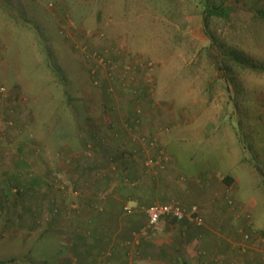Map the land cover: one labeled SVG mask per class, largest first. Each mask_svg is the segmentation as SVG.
Returning a JSON list of instances; mask_svg holds the SVG:
<instances>
[{"label": "rangeland", "instance_id": "obj_1", "mask_svg": "<svg viewBox=\"0 0 264 264\" xmlns=\"http://www.w3.org/2000/svg\"><path fill=\"white\" fill-rule=\"evenodd\" d=\"M140 82L150 85L144 104L160 120V139L148 142L124 122L147 150L107 153L101 145L116 139H90L91 131H116L114 114L77 100H100L103 91L114 98ZM0 84V262L80 264L76 244L98 239L114 216L97 212L91 226L83 202L107 214L118 191L134 195L142 211L183 204L188 182L211 171L236 173L239 199H256L246 210L253 228L264 230V0H0ZM16 104L25 127L12 113ZM183 107L182 122L166 117ZM171 136L185 138L173 142L179 171L162 174L173 162L162 145ZM60 161L75 180L61 178ZM156 232L146 238H160Z\"/></svg>", "mask_w": 264, "mask_h": 264}, {"label": "crops", "instance_id": "obj_2", "mask_svg": "<svg viewBox=\"0 0 264 264\" xmlns=\"http://www.w3.org/2000/svg\"><path fill=\"white\" fill-rule=\"evenodd\" d=\"M138 85L140 87L135 90L133 88H120L119 91L117 90L118 93L114 98L112 96H106L103 91V93L99 94L102 98L100 100L91 98L87 100L84 98L82 101L77 100L79 105H83L84 108L94 106L98 115L103 112H106L107 115L108 113L114 114L113 121L117 124L115 127L116 131L110 133L109 136L108 133L106 135L100 132L95 134L91 131V136H93L90 137V139L98 138L101 140L104 136H106L107 139H116V143L115 145L113 144V147L107 146V144L101 145L102 148L106 147L107 153L109 150H114V153L118 155L124 154L123 152H119L121 147H124L126 150L128 149V153L133 152V150H141L142 152L147 150V142L141 143L134 140V136L132 135L133 132L139 135H146L148 142H151V139L155 135V138L158 137L157 139H160V134L155 132V122L158 124L159 122L157 121L160 120L150 107L151 104L148 106L144 104L146 103V95L150 85L141 82ZM102 89L104 90V88ZM83 90L85 91V97H87V90ZM113 99H115V101ZM134 106L135 108L133 109ZM138 108L142 109L141 113H139ZM167 108H170V106H167ZM13 109L14 111L12 113L17 116L16 120L25 127V117L23 116L24 114L20 106L16 104ZM184 109V107L179 110L166 109V117L175 124L178 120L182 122V119L185 118V116L182 115L186 113ZM86 111L87 110L84 112ZM10 113L11 110L8 114ZM19 118H21L22 121H20ZM124 122L132 125L134 128L132 129V133L126 129ZM133 122L135 123L132 124ZM138 123L140 125L144 124V126L150 123L153 124V126H147L149 128L148 130L145 127L141 129ZM180 126L181 123H179V127ZM85 130L89 129L85 128ZM153 134L154 136H152ZM183 141H185V138H182V136L180 138L171 136L169 139H163L162 145L173 162L164 167L163 173L160 171L159 173L154 172L155 174L162 175L165 170L172 172L179 171L175 164V162L177 163L176 156L178 150L173 144ZM171 144L173 146L169 149ZM28 148L29 147H23L22 153L24 151L25 153L31 152L30 148ZM1 151L4 152V157L8 155L11 156L14 153L13 151H8V149ZM80 151L81 150H78V152H69V155L76 156L80 154ZM242 162L243 160L238 159V163ZM3 163L6 164V162ZM45 163L46 162L42 159L38 160L39 166H43ZM95 163L96 162L92 164ZM57 169L59 172H62L60 175L61 178H64L66 175L69 178H67L68 180H75L69 175L71 169L70 164L67 163L65 165L60 161ZM181 169L187 170L185 168ZM65 170H67V174L64 173ZM246 171L248 170L246 169ZM218 174V172L214 171L205 172L198 176L197 180H190L184 189L181 199V202L184 201V203H170L177 204L184 209L197 206L203 218V224L201 226H194L186 221L176 222L169 217H164L160 221L156 232V234H160V238H156L155 240H148L146 237H141V231L147 225V216L145 211L140 209L138 205L139 200L134 198V195H132V197H124L123 195L119 197L120 193L117 191V193L110 197V200L105 206L108 211H111H105L107 214H103V211H100V209L103 210V207L99 209L92 201L83 202L88 203L84 215L89 218L91 226L97 212L100 213L99 215H101V218H107L108 214L111 213L114 214V216L111 219V223L103 225L100 235L99 232L96 233L99 235L98 239L94 240L91 237L89 241L84 240L82 245L76 244L78 250H84V252L82 251L84 253H82L83 257L81 261H79L80 264H264V230L260 229L262 232H257L258 230L256 229L254 230V217L250 212L248 213L246 211L256 205V199L252 196H248L247 198L241 196V199H239L238 194L240 191L236 190L239 179L236 173L234 174L233 170L231 173ZM228 177H230V181L226 182L225 179ZM113 181V179L105 178L103 179L102 185L105 184L106 187L111 188L110 186H112L111 184H113ZM122 187L121 185L117 190ZM187 189L188 191L185 193ZM133 202L137 203L142 217L138 216L137 212L131 211L128 207L130 203L134 204ZM73 204H75L74 201ZM153 204L156 203L148 204L145 208ZM158 204L167 203L161 202ZM60 217L64 218V216ZM109 217H112V215H109ZM75 233H77V231ZM189 250L192 251V254L188 257ZM157 251H164V259H156L155 254ZM139 252L142 257L148 255V259L139 261L137 259L138 257L135 256L138 255ZM148 253H153V257ZM190 258H193L195 261L190 260ZM12 262L11 264H13ZM0 264L7 263L0 262Z\"/></svg>", "mask_w": 264, "mask_h": 264}, {"label": "built area", "instance_id": "obj_3", "mask_svg": "<svg viewBox=\"0 0 264 264\" xmlns=\"http://www.w3.org/2000/svg\"><path fill=\"white\" fill-rule=\"evenodd\" d=\"M4 88L0 84V94L4 93ZM147 216V225L141 231V235L147 237L158 230V226L162 218H170L176 222L186 221L194 226H201L203 218L197 206L190 209H184L177 204H153L145 208Z\"/></svg>", "mask_w": 264, "mask_h": 264}, {"label": "trees", "instance_id": "obj_4", "mask_svg": "<svg viewBox=\"0 0 264 264\" xmlns=\"http://www.w3.org/2000/svg\"><path fill=\"white\" fill-rule=\"evenodd\" d=\"M225 181L226 182H229L230 181V177L226 178Z\"/></svg>", "mask_w": 264, "mask_h": 264}]
</instances>
